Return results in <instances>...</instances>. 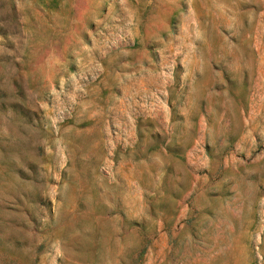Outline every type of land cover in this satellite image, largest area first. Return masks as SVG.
Here are the masks:
<instances>
[{
    "label": "rangeland",
    "instance_id": "1",
    "mask_svg": "<svg viewBox=\"0 0 264 264\" xmlns=\"http://www.w3.org/2000/svg\"><path fill=\"white\" fill-rule=\"evenodd\" d=\"M0 264H264V0H0Z\"/></svg>",
    "mask_w": 264,
    "mask_h": 264
}]
</instances>
